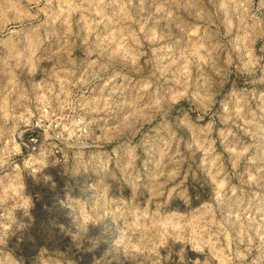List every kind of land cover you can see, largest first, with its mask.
I'll return each instance as SVG.
<instances>
[{"label": "rangeland", "instance_id": "1", "mask_svg": "<svg viewBox=\"0 0 264 264\" xmlns=\"http://www.w3.org/2000/svg\"><path fill=\"white\" fill-rule=\"evenodd\" d=\"M0 264H264V0H0Z\"/></svg>", "mask_w": 264, "mask_h": 264}, {"label": "built area", "instance_id": "2", "mask_svg": "<svg viewBox=\"0 0 264 264\" xmlns=\"http://www.w3.org/2000/svg\"><path fill=\"white\" fill-rule=\"evenodd\" d=\"M30 143H28V144H30V145H37V139H30V141H29ZM24 145H27V144H24Z\"/></svg>", "mask_w": 264, "mask_h": 264}]
</instances>
